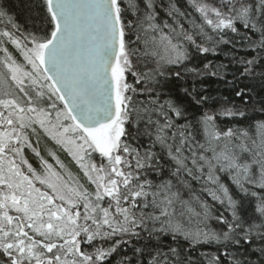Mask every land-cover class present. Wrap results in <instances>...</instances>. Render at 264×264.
<instances>
[{
    "label": "snow or ice",
    "instance_id": "6c2138e0",
    "mask_svg": "<svg viewBox=\"0 0 264 264\" xmlns=\"http://www.w3.org/2000/svg\"><path fill=\"white\" fill-rule=\"evenodd\" d=\"M20 8L0 0V264H264V119H238L264 116V0ZM237 44L231 71L188 66Z\"/></svg>",
    "mask_w": 264,
    "mask_h": 264
},
{
    "label": "trees",
    "instance_id": "16d2710c",
    "mask_svg": "<svg viewBox=\"0 0 264 264\" xmlns=\"http://www.w3.org/2000/svg\"><path fill=\"white\" fill-rule=\"evenodd\" d=\"M20 2H21V0H14V3L17 5V8L20 12V15L17 18V22L22 24V25L27 26V24L30 23L29 13H27L23 8H20ZM27 2H28V0H24L25 4H27ZM0 27H2V25H0ZM235 39L239 40L240 38L237 36V37H235ZM5 46L9 48V50L13 53V55L18 60L21 59L19 56V53L16 52V50L14 49V47L12 45L6 44ZM2 55H3V53L0 52V56H2ZM233 55H236V56L247 55L250 57V56L254 55V53L251 51L245 52L244 50L241 49L239 44L236 45L235 49H233L231 46H228V45H221L220 48L218 49L217 54L195 55L193 57V60L191 61V63L188 66L189 67H202L203 63H206L207 61L211 60V61H213V63H222L224 65H228L229 66L228 70L231 71L230 60H231V57ZM226 79L231 80L232 79L231 75H227ZM199 80H200V83H202L203 88L205 90H207V94H209L211 97L228 96L229 98H232L234 96V93L230 90L228 85L225 83L224 79H221L218 77H212V76H204V77H200ZM191 83H192V79H191V77H188L186 79V82L180 83V84L173 83L171 85V88L173 90H176L180 87H189L191 85ZM255 84H256V86H255L254 92L259 91V82L257 81V82H255ZM198 87H199V84H198ZM261 95H264V93H261ZM182 98L184 99V102L188 105V112H189L190 117H195V116L199 115L200 110L197 109L191 103V101L189 99L184 98V97H182ZM256 99H259V97L257 96ZM237 103H239V102L237 101ZM258 108H259V106H257V111H255V112L250 111L248 113V116L250 117L249 120H242V118H238V119L240 120V122L244 126H246L252 120L264 119V116H262L260 114ZM222 122L225 124H229V126H231V124L234 123L235 121L225 119ZM63 158L64 157L62 155V159ZM72 170L77 171L75 169V167H73ZM223 179H224L225 183H228L227 177H224ZM230 187H231V185H230ZM232 191L234 194H236V189L234 187L232 188ZM205 199H208L210 204L214 203L207 196H205ZM214 207L216 209L217 214H219L220 212H223L226 216H229V218H230V214L228 212H226L222 206H220L219 204H215ZM212 227L218 228V227H220V225L216 224L213 221ZM199 251H214V247H207L206 246L205 248L199 249ZM122 252H123V250H122ZM117 259H118V257H117Z\"/></svg>",
    "mask_w": 264,
    "mask_h": 264
},
{
    "label": "rangeland",
    "instance_id": "374dc122",
    "mask_svg": "<svg viewBox=\"0 0 264 264\" xmlns=\"http://www.w3.org/2000/svg\"><path fill=\"white\" fill-rule=\"evenodd\" d=\"M75 172V171H74Z\"/></svg>",
    "mask_w": 264,
    "mask_h": 264
}]
</instances>
